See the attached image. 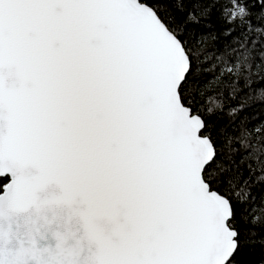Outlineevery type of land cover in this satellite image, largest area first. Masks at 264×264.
Instances as JSON below:
<instances>
[{
    "label": "snow or ice",
    "instance_id": "obj_1",
    "mask_svg": "<svg viewBox=\"0 0 264 264\" xmlns=\"http://www.w3.org/2000/svg\"><path fill=\"white\" fill-rule=\"evenodd\" d=\"M161 2L0 0V264H234L264 233V135L199 99L202 58L233 99L264 72V0Z\"/></svg>",
    "mask_w": 264,
    "mask_h": 264
},
{
    "label": "trees",
    "instance_id": "obj_2",
    "mask_svg": "<svg viewBox=\"0 0 264 264\" xmlns=\"http://www.w3.org/2000/svg\"><path fill=\"white\" fill-rule=\"evenodd\" d=\"M210 0H200L202 6H204ZM150 5L155 3V0H149ZM167 7L169 9L174 7L172 2L165 3L162 0L160 7ZM188 9L193 8V3H186ZM220 5L217 4L212 9V14L208 18H200V22L194 25L193 28L189 29V32L194 31V35H190L189 39L193 41V46L195 45V40L201 35L214 34L222 40L220 33L223 27V22L218 19L219 13L216 11ZM186 14V13H185ZM163 15V13H161ZM212 41H209L207 47L211 51L213 48ZM254 65L260 64V59L256 58L253 61ZM201 71V84L199 87L205 91L204 97H200V102L203 104L207 101L209 96L214 98V102L222 103L224 105V113L218 116L210 117L211 120L218 121V124H225L230 118L227 116V111L231 107H238L241 103L245 106L238 113L237 123H243L244 127L253 131V143H255L256 137L258 135H264V128H262L261 133H256L254 129L261 125H264V99H258L260 89H264V72L257 73L256 67H253L252 84L249 87H245L243 83H240L241 91L236 94V98H232V82L235 77H227L220 75V67L222 64L216 60L204 61L200 64ZM217 78L219 81L217 82ZM209 101L205 106L215 107V103ZM253 167L257 164L252 161ZM253 195L256 196V209L255 215H262L260 212V206L264 204V191H260L258 187L253 188ZM243 207H247L244 205ZM234 264H264V233L258 235L254 242L242 246L235 255Z\"/></svg>",
    "mask_w": 264,
    "mask_h": 264
}]
</instances>
